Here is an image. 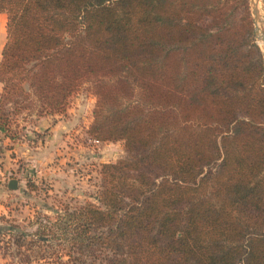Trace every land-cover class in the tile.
Masks as SVG:
<instances>
[{
	"label": "trees",
	"instance_id": "1",
	"mask_svg": "<svg viewBox=\"0 0 264 264\" xmlns=\"http://www.w3.org/2000/svg\"><path fill=\"white\" fill-rule=\"evenodd\" d=\"M0 13V131L16 140L14 116L64 114L85 86L91 133L124 143L100 165L101 207L66 209L33 242L77 243L72 264L96 252L264 264V59L249 0H0Z\"/></svg>",
	"mask_w": 264,
	"mask_h": 264
},
{
	"label": "rangeland",
	"instance_id": "2",
	"mask_svg": "<svg viewBox=\"0 0 264 264\" xmlns=\"http://www.w3.org/2000/svg\"><path fill=\"white\" fill-rule=\"evenodd\" d=\"M257 1L259 16L264 21V0ZM250 10L256 43L264 59V46L261 41L264 38V23L254 19L251 4ZM5 22L6 14L0 13V52L5 41ZM1 86L0 83V91ZM94 106L95 97L85 86L70 97L67 106L70 112L61 116L64 121H70L69 131L61 136L62 142L59 145L54 143L57 148L51 149L50 155L43 158L42 162L35 159L30 161L28 157L32 156L30 152L31 150L34 152L37 146L38 149L44 146L48 149L52 144L48 139V135L51 134L48 128L44 127L53 123L54 118L48 115L50 120L39 126L41 117L36 118L33 112L23 111L13 117L16 122L11 126L12 131L16 132V140L18 139L24 150L29 152L18 160L17 171L11 170L6 175L7 178L12 177L19 181L16 189L20 190L22 198L17 203L22 208L18 217L6 218V221L17 220L19 224L10 222V225L20 227L10 233L13 236L7 237L6 233L0 237V256L6 260L1 264H72L69 252L73 251L71 257L78 255L77 243L52 239L47 244L50 246L46 247L44 244L33 242L35 238L30 232L34 233L41 226L55 228L57 220H67L66 209L72 211L85 202L101 207L97 201L101 191L100 165L123 158L125 150L121 140L96 142L97 137L90 131ZM37 126L42 128L38 129ZM67 135L69 138L65 139ZM78 149L81 153L80 158L76 151ZM72 150L75 152L73 155L69 154V157L63 152L69 153L68 151ZM20 207L16 206V209ZM24 231H28L29 233H26L30 235L19 238ZM54 232L59 234L56 229ZM19 242L24 245H19ZM95 255H98L96 264H104L100 260L102 257L100 253L96 252ZM26 257L30 261L25 260Z\"/></svg>",
	"mask_w": 264,
	"mask_h": 264
},
{
	"label": "crops",
	"instance_id": "3",
	"mask_svg": "<svg viewBox=\"0 0 264 264\" xmlns=\"http://www.w3.org/2000/svg\"><path fill=\"white\" fill-rule=\"evenodd\" d=\"M69 112L70 110L67 108L66 114H69ZM64 114L50 115L52 118H54V122L47 124V126L44 128H48V131L51 134V135H48V139H49V142H52V144L49 146L48 149L46 148V146L38 149L39 147L37 146L34 152L31 150L30 154L32 156L28 157L30 158V161H34L35 159L38 161L41 160L42 162L43 158H46L48 155H50L51 149L57 148L56 146H54V143H58L59 145L62 142L61 136L64 134V132L69 131V126H70L69 120L64 121L63 119H61V116ZM39 120L41 122L39 126H43V124L47 123V121L50 120V117L49 116L41 117ZM39 126H37L38 129L42 128ZM68 138H69L68 135L65 136V139H68ZM24 149L25 148L22 147V144H20L18 139L10 140L0 131V237L2 235H5L6 233H7L6 234L7 237H11L13 236L11 235L12 234L11 232L15 231L18 227H20V225L19 226L10 225V222H13L14 224H19L17 220L16 221L15 220L6 221V218H10V217L12 218L14 216L18 217L19 210H21L22 208V206L20 207L19 203H17V201H19V199L22 198L21 192L20 190H17V189H14V190L8 189L7 184H8V181L12 179V177L7 178L6 175L11 170H14L15 172L17 171L18 160L21 157L23 158L25 153L29 152V150L25 151ZM74 150H72L71 152L68 151L69 153H66V151H63V152H65L67 157H69V154H72V155L74 154L75 152ZM76 151H77L78 158H80L81 157L80 149ZM25 160H29V159H25ZM18 184H19V181H18ZM12 200H14L13 203H12ZM16 206L20 208L16 209ZM24 232H28V231H24ZM30 234L32 233L30 232ZM4 261H6L5 257L0 256V264L1 262H4Z\"/></svg>",
	"mask_w": 264,
	"mask_h": 264
},
{
	"label": "water",
	"instance_id": "4",
	"mask_svg": "<svg viewBox=\"0 0 264 264\" xmlns=\"http://www.w3.org/2000/svg\"><path fill=\"white\" fill-rule=\"evenodd\" d=\"M250 4H251V7H252V14H253V17L256 21H261L264 23V21L261 19V17L259 16V11H258V1L257 0H250ZM17 185H18V180L17 179H10L8 181V189L10 190H14L17 188Z\"/></svg>",
	"mask_w": 264,
	"mask_h": 264
},
{
	"label": "bare ground",
	"instance_id": "5",
	"mask_svg": "<svg viewBox=\"0 0 264 264\" xmlns=\"http://www.w3.org/2000/svg\"><path fill=\"white\" fill-rule=\"evenodd\" d=\"M254 1H255V0H254ZM261 41H262V44H263V46H264V38H262Z\"/></svg>",
	"mask_w": 264,
	"mask_h": 264
},
{
	"label": "built area",
	"instance_id": "6",
	"mask_svg": "<svg viewBox=\"0 0 264 264\" xmlns=\"http://www.w3.org/2000/svg\"><path fill=\"white\" fill-rule=\"evenodd\" d=\"M96 142H97V140H96Z\"/></svg>",
	"mask_w": 264,
	"mask_h": 264
}]
</instances>
